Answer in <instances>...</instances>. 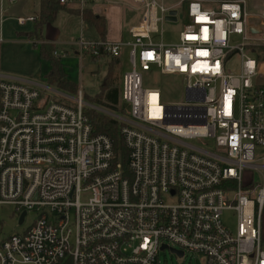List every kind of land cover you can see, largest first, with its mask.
Masks as SVG:
<instances>
[{"label": "built area", "instance_id": "1", "mask_svg": "<svg viewBox=\"0 0 264 264\" xmlns=\"http://www.w3.org/2000/svg\"><path fill=\"white\" fill-rule=\"evenodd\" d=\"M135 1L142 15L130 42L74 43L80 60L118 57L129 47L125 112L99 110L119 123L126 173L109 137L88 122L84 107L93 105L81 86L71 94L0 76V210L12 207L21 226L33 214L22 233L7 235L0 218V264H159L163 246L199 255L202 264H264V63L251 51L247 2ZM182 5L178 43L154 40ZM152 68L182 79L185 102L162 104L159 89L143 87L141 72ZM196 139L206 144L192 145ZM253 172L260 184L245 183ZM224 212L235 216L233 232Z\"/></svg>", "mask_w": 264, "mask_h": 264}, {"label": "crops", "instance_id": "2", "mask_svg": "<svg viewBox=\"0 0 264 264\" xmlns=\"http://www.w3.org/2000/svg\"><path fill=\"white\" fill-rule=\"evenodd\" d=\"M50 1L56 0H19L15 3H0V76L44 84L71 93L48 83L47 75L51 72V63L41 57V46H52V52H56V55H53L61 61L64 55H59L58 52L66 55L73 53L77 57L74 43L79 37L93 42L107 40L123 43V34L129 36L128 30L140 22L142 5L135 0H91L84 4L74 2L66 6L59 5L60 9L55 19L42 25L43 5H48ZM84 11L91 13L95 19L102 18L105 29L103 38L96 29L94 20L85 21L83 19ZM21 17H34L36 20L25 25H18L16 20ZM87 58L89 62H95V65L98 66L99 59L94 60L90 56L79 60L83 62ZM23 62L29 65L38 64L39 66L43 63L47 64V72L43 75V81L18 75L16 72L19 71L16 66L24 64ZM40 71L39 69V75L41 76ZM98 71H93L92 75L98 76ZM104 74H106V71ZM64 75L71 82L65 73ZM103 82L101 85H103ZM80 86L82 87V85ZM78 89L79 87L76 86V91L71 94H75ZM83 95H85L84 92Z\"/></svg>", "mask_w": 264, "mask_h": 264}, {"label": "rangeland", "instance_id": "3", "mask_svg": "<svg viewBox=\"0 0 264 264\" xmlns=\"http://www.w3.org/2000/svg\"><path fill=\"white\" fill-rule=\"evenodd\" d=\"M175 1L176 0H166V3L172 4ZM246 2L248 10L252 14V18L248 23V31L251 36V42L253 43L251 51L253 52L256 59H263L264 52L262 49H264V18L257 15H264V0H246ZM203 6L205 8H215L217 5L212 3H204ZM184 13L185 5H182L178 8L177 22H164L162 24H159V36L154 37V40H161L167 45H174L178 43V36L185 22ZM128 41H131V38L127 34H123V43ZM238 43H240V40L238 38H232L231 45H237ZM128 52L129 47H122L118 58L109 56L102 57L98 61V66L95 65V62H89L88 58L83 62H80L79 58L75 57L73 53H69L67 55L61 52L58 53L59 55H64L60 63L68 79L77 87L82 85L83 92L87 96L86 99H89V97L90 99H93L94 97L99 96L100 86L102 82L105 81L107 77H109V75L110 78L107 81H112L111 86L119 88L121 90L122 76L124 73L131 69V66L128 62ZM117 61L118 63H116ZM23 63L24 64H18L16 66L17 70L19 71L16 72L18 75L20 74L21 76L32 77L43 81V75L45 74V72H47V64L43 63L41 66H39L38 64L29 65L25 62ZM238 64L239 60L236 56H234L231 62L227 65L226 69L232 73H235L238 69ZM39 69L41 70V76L39 75ZM95 70H100L98 71V76L92 75V72ZM105 71L106 74H104V76L103 73ZM141 76L142 85L144 88L159 89L160 100L162 104L173 105L185 102V87L180 77L162 76L159 74L158 69L156 68H152L150 72H141ZM84 101L93 105V107H84V112L90 110L99 113L100 109L111 111L110 109L106 108L104 104H92L86 100ZM124 107L126 108V106H124L123 103L119 101L118 110H121ZM190 143L196 147H203L206 144L205 141L199 139L190 141ZM207 144L210 151L217 152L212 143L208 142ZM251 179L253 180V185L261 183V179L256 172H253V177L248 174L244 175L245 183H247ZM0 218L2 232L7 235L12 233H22L24 229L31 223L33 214L28 213L25 224L21 226L18 224L17 217L13 213V208L10 206H3L0 210ZM222 220L226 227L233 232L235 226L234 214L232 212H224ZM260 226L262 238L264 239V209ZM158 260L159 264H202V258L199 255L186 252L183 257H178L175 254L171 253L169 249H164L163 251H161L159 253Z\"/></svg>", "mask_w": 264, "mask_h": 264}, {"label": "trees", "instance_id": "4", "mask_svg": "<svg viewBox=\"0 0 264 264\" xmlns=\"http://www.w3.org/2000/svg\"><path fill=\"white\" fill-rule=\"evenodd\" d=\"M60 9L58 0L50 1L48 5H43L42 13H41V24L44 25L46 23H50L55 19V16ZM83 19L85 21H89L90 19L94 20L95 27L98 30L100 36L103 38L105 35V29L102 18L95 19L91 13L84 11ZM52 46H41L40 55L42 58L48 60L51 63V72L47 75V81L49 84L56 85L61 89L68 90L71 93L76 91V86L69 82L60 65V61L56 58L52 52ZM264 52V49H262ZM118 58V57H115ZM259 62L264 63L263 59H257ZM118 63V61L116 62ZM108 76V75H107ZM110 78L103 82L101 85V91L98 97H94L93 99H86V95H83L84 100L95 104L101 103L106 106V108L110 109L113 112H118L124 114L125 109L122 108L118 110V104L120 101V89L111 86L112 81H107ZM85 116L93 128L95 134H104L112 142L113 151H114V163L120 162L122 164V169L124 173H126L127 164H126V150L122 144L120 135H119V123L103 114L97 113L95 111H87L85 112Z\"/></svg>", "mask_w": 264, "mask_h": 264}, {"label": "water", "instance_id": "5", "mask_svg": "<svg viewBox=\"0 0 264 264\" xmlns=\"http://www.w3.org/2000/svg\"><path fill=\"white\" fill-rule=\"evenodd\" d=\"M175 15H176V11H170L169 12V17H167L166 18V20L167 21H175ZM24 213L21 215V217H20V223H22V221H23V218H24ZM161 249H167V247H165V246H163ZM170 250V252L171 253H173V254H175L176 256H178V257H182L183 255V253L182 252H180V251H177V250H175V249H169Z\"/></svg>", "mask_w": 264, "mask_h": 264}]
</instances>
